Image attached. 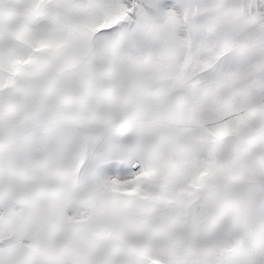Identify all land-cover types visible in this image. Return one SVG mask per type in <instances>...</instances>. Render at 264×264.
I'll list each match as a JSON object with an SVG mask.
<instances>
[{"label": "snow or ice", "instance_id": "6c2138e0", "mask_svg": "<svg viewBox=\"0 0 264 264\" xmlns=\"http://www.w3.org/2000/svg\"><path fill=\"white\" fill-rule=\"evenodd\" d=\"M0 264H264V0H0Z\"/></svg>", "mask_w": 264, "mask_h": 264}]
</instances>
